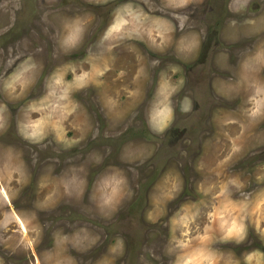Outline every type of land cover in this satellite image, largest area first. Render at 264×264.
<instances>
[{"label": "rangeland", "instance_id": "374dc122", "mask_svg": "<svg viewBox=\"0 0 264 264\" xmlns=\"http://www.w3.org/2000/svg\"><path fill=\"white\" fill-rule=\"evenodd\" d=\"M255 16L263 31L241 36ZM192 28L178 61L166 47ZM261 37L264 0H0V264H173L193 233L226 264H264V74L237 67ZM237 130L252 141L212 168L205 149Z\"/></svg>", "mask_w": 264, "mask_h": 264}, {"label": "crops", "instance_id": "0c3cea01", "mask_svg": "<svg viewBox=\"0 0 264 264\" xmlns=\"http://www.w3.org/2000/svg\"><path fill=\"white\" fill-rule=\"evenodd\" d=\"M227 8L229 9L230 7L228 6ZM253 18L256 19L257 16L250 17V19L248 21L249 24H245L246 26L241 28V30H243L240 34L241 36L242 35L250 36L249 34H252V33L256 34V32L261 33L263 31L262 29L259 28V26L263 25L262 22H260L259 25L255 26V24L253 23V21L255 19H253ZM159 22H160L159 26H161L162 22L160 20H159ZM235 26H237V25H235ZM117 30L120 31V28H118ZM230 30L231 31L234 30L236 37L239 36L238 35L239 30L237 31V29L234 28V26ZM153 31H156V30L153 28ZM182 31H183V29L180 31L179 34H177L176 36L174 35V38L172 40L173 44L170 43L171 47L169 46L166 48H171L173 54L177 58H179L180 60L190 61L194 58V55L196 56V54L199 50L198 47L200 44V39H199L200 32L196 28H192V29L186 30L184 32H182ZM157 33L158 34L156 35V33L153 32L151 37L150 36L148 37L147 42H148V44H152V45L157 46V49L160 52V51L165 49L164 47L166 46L167 39H166V35H165L166 33L164 35H162V33H164V32H162V28L161 29L159 28ZM228 36L230 37V35H228ZM131 37L133 38L134 36H131ZM159 37H162V38H159ZM251 44H253V45H251ZM251 44H249L251 46H246L245 42H243L242 46L239 45L240 49H242L243 52H241L238 55L239 58L237 59V63H238L237 67L239 70L244 71L249 76L255 77L257 75H263L264 74V72H262V69H261L262 66H264V41L262 40V37H261V38H258V40H256L254 43H251ZM147 48L150 49V47H147ZM161 48H164V49H161ZM220 54L221 53L217 54V57L223 56ZM224 56H225V53H224ZM224 56L222 57V59L220 57H218V60L220 61L221 65H223L222 60L225 59ZM256 66H258L257 68L261 67L260 73H259V70H256L257 69ZM211 77L212 78L210 80V83L212 84L211 85L212 89H214V91L216 93L223 96L224 98L230 97V95L233 92V89H232L234 86L233 82L231 80L230 81L227 80L223 76H221V77L218 76L216 78L214 76H211ZM222 77L225 78L226 80H224ZM253 83H255V81H253L251 84L253 85ZM249 88L251 91L255 90V88H253L252 86H250ZM237 89L238 88L234 89V92ZM262 92H264V90L262 91V89H261L259 93H262ZM262 102L263 103H261L260 106H254V102L251 99V101H250L251 107L250 108L253 110L256 108H259V109H261L260 111H262V110H264V99ZM248 105H249V103H248ZM165 111H166V108H161V109L153 108V109H150L149 111H145V114H144L145 119H146L147 123L149 124V126L153 130H154L153 126L158 125V123L161 122V120L163 118V114H165L164 113ZM257 113H258V110H257ZM255 115L256 114H254L253 116H255ZM248 118H252V117H246L245 118L246 121L244 123H246L250 120ZM226 121H228V123H230L233 120L230 119V120H226ZM220 125H223V123H220ZM241 125H243V122L242 123L239 122L238 125H236L238 127L239 131H240ZM234 128H236V127L234 126ZM238 130H237V132H233V134H228L227 138L225 137V135H221V136H224V138L226 139V141L228 143L227 148L222 150L219 147L218 150H215V149H211L208 147L205 149V151H204L205 153L203 154L202 158L203 159H211V161L213 160V162H211V164H210L212 168H215V167L217 168L218 166H223L225 164L224 163L225 160L223 161V158H232L234 156L235 157L238 156V153L240 154L241 151L238 150L235 147V145H233L235 143V141L236 142L245 141L247 143L252 141L250 139V137L242 138L239 135ZM235 153H237V154L235 155ZM212 170L213 169H211L210 172H212V173L215 172ZM220 172H221V170H220ZM102 180L103 179H100L99 182H103ZM217 198H218V196H217ZM189 240H190L189 245H187L188 248L184 249L182 252L179 251L180 249L175 250L176 255H174L175 257L173 258V264H223V262L225 261L224 255H226V251H224L222 249V246L220 247L218 244L215 243L214 233H196V235H194V233H193L190 235ZM216 246L218 249L215 250ZM215 253H221V255L223 254V257L221 256V258L216 263L214 260V254ZM224 263L226 264L227 262H224Z\"/></svg>", "mask_w": 264, "mask_h": 264}, {"label": "trees", "instance_id": "16d2710c", "mask_svg": "<svg viewBox=\"0 0 264 264\" xmlns=\"http://www.w3.org/2000/svg\"><path fill=\"white\" fill-rule=\"evenodd\" d=\"M189 67H190V65H189ZM194 67H191L190 69H188L187 71H190L191 72V75L193 76V81H194V83H202V86H203V89H202V92H203V90H205L206 92H207V96H209V98H208V102L210 101V100H212V102L215 100V97H213V95H211V90H210V88H209V85H208V81H199V77H198V75H199V69H198V67H195L194 69H193ZM196 96H198V95H196ZM195 96V97H196ZM192 143V142H191Z\"/></svg>", "mask_w": 264, "mask_h": 264}, {"label": "flooded vegetation", "instance_id": "af4514ba", "mask_svg": "<svg viewBox=\"0 0 264 264\" xmlns=\"http://www.w3.org/2000/svg\"><path fill=\"white\" fill-rule=\"evenodd\" d=\"M176 59H177L178 61H180L178 58H176ZM184 70L187 71L186 68H184ZM208 82H209V80H208Z\"/></svg>", "mask_w": 264, "mask_h": 264}]
</instances>
